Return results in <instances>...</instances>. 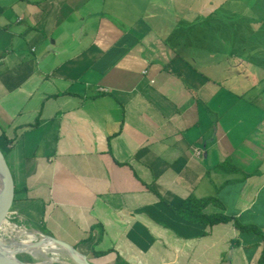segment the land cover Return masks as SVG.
Instances as JSON below:
<instances>
[{"label": "crops", "instance_id": "1", "mask_svg": "<svg viewBox=\"0 0 264 264\" xmlns=\"http://www.w3.org/2000/svg\"><path fill=\"white\" fill-rule=\"evenodd\" d=\"M239 2L0 0V151L29 225L100 264H257L261 239L176 213L213 198L264 234V6Z\"/></svg>", "mask_w": 264, "mask_h": 264}, {"label": "water", "instance_id": "2", "mask_svg": "<svg viewBox=\"0 0 264 264\" xmlns=\"http://www.w3.org/2000/svg\"><path fill=\"white\" fill-rule=\"evenodd\" d=\"M0 179H1V188H0V229H4L5 227L13 226L15 228H20L24 230V234L31 235L34 238H38V242H34V244L30 243H23V242H14L13 240H8V244L13 247L17 248L20 243H22L25 247V251L33 252L32 250L28 249V245L31 248L37 249L43 247V243L49 242L55 247L60 248L65 255L71 260L79 259L82 264H90L86 256L78 252L72 246L66 244L65 242L56 239L55 237L50 236L44 232H40L39 230L34 229L31 225H29L25 218L17 212L13 213L12 209L15 208V203L17 200V192L14 181L10 174V171L7 167V164L1 154L0 151ZM18 223V224H16ZM22 225V227H20ZM2 230H0L1 236ZM20 255L11 256L7 253L1 246H0V264H40L36 256L32 254H28L27 257L31 258V262L25 263L19 260ZM26 256V255H25Z\"/></svg>", "mask_w": 264, "mask_h": 264}, {"label": "rangeland", "instance_id": "3", "mask_svg": "<svg viewBox=\"0 0 264 264\" xmlns=\"http://www.w3.org/2000/svg\"><path fill=\"white\" fill-rule=\"evenodd\" d=\"M212 1H214V0H201V5H202V3L203 2H205V4H204V6L205 5H207V6H209L210 4L209 3H211ZM215 1H217V0H215ZM238 1H240L239 2V4H238V7L239 8H242V7H244V6H246V5H248L249 3V5H251L252 7H255V6H257L258 4H260V5H262L263 4V6H264V0H238ZM249 1V2H248ZM222 3V2H221ZM220 3V4H221ZM203 9L204 8H200V5H198V4H196L193 8H192V10H191V13L192 14H196V13H200L201 12V16H203ZM247 10V12L245 11V12H243V13H240V16L239 17H243V14L245 15L244 16V18L245 19H240V23L241 22H245L246 21V15L247 14H249V17H252V16H257V13L255 12V11H251V10H249V9H246ZM200 18V17H199ZM228 19H229V17H228ZM264 23V22H263ZM222 31V28H216L215 27V29H214V31ZM225 30V29H224ZM70 39V41H71V39L72 38H69ZM256 40H261V42H264V36L262 37H256L255 38ZM60 44L58 43V46H59ZM58 46H56L55 48H54V50H57L58 52H62L63 50H65L66 48H64V49H62V47H58ZM58 54H60V53H58ZM76 53H72V55H70V56H73V55H75ZM238 59H239V61H240V63H241V65H243L242 67H246V61H247V56H246V54H244V55H242V56H239L238 57ZM257 61V60H256ZM255 61V62H256ZM256 65H257V63H255ZM209 68H212L211 66H208L207 68H205V70H206V74H209V73H211V71H212V69H209ZM208 69V70H207ZM217 70H218V72L221 74V75H223V74H226L225 76H228L227 77V79L229 80V78L230 77H232L234 74H235V72H236V70L234 69V68H232L231 67V65H229V66H227V67H225L224 69H222L221 67L220 68H216ZM233 72V74H231ZM241 72V71H240ZM248 74H251V73H249V72H247ZM260 75H261V78H259L260 79V82H261V85L258 87V89H260V90H258L257 88H256V90H255V94H260L261 95V97H263V99H264V79L262 78V76H263V73L260 71ZM224 76V77H225ZM215 79H217V78H215ZM248 79V78H247ZM246 79V80H247ZM219 80V79H218ZM220 81V80H219ZM223 88H225V89H227L228 90V88H231V83H229V84H225V85H223ZM2 154V156H3V158H4V160L6 161V157H5V155L3 154V153H1ZM8 167V166H7ZM17 211H18V213L19 214H27L28 216H29V218H30V220L34 223H32L33 225H36V220L38 219V217H39V215H40V211H41V207L38 205V206H36V207H32L31 209L29 208V211H26V210H23L22 208H15ZM36 219V220H35ZM36 221V222H35ZM16 224H18V223H16ZM19 225V224H18ZM20 227H22V225H20ZM93 234H91L90 235V237H89V239H88V242L90 243V242H92L93 240H94V242H92L93 244L91 245V246H93L96 242H97V238H96V236H92ZM91 244V243H90ZM78 252H80L79 251V249H80V247L78 248V247H76L75 248ZM93 249H94V256H90L91 255V253L89 254V256L87 257V259H88V262L90 263V264H100L99 262H98V259H99V257H97L99 254H97V251H95V248L93 247ZM255 249V248H254ZM81 250V249H80ZM5 251L6 252H9V254L11 255V256H16V255H20L18 258H19V260L20 261H22V262H25V263H28V262H31V261H28V259H29V257H27L28 256V254L29 253H27L26 251H24V250H21V249H17V250H15L14 251V249H10V248H6L5 249ZM100 252V255L101 254H103L105 257H106V259H104V260H102V261H104V262H107V264H113V263H115V264H118V262H113L112 263V261H111V259L109 258V256H110V253L108 254V252L107 253H103V250H99ZM255 252H257V251H255ZM255 252H252V254H255ZM26 255V256H25ZM51 257H53L52 255H50ZM103 256V257H104ZM101 259V258H100Z\"/></svg>", "mask_w": 264, "mask_h": 264}, {"label": "trees", "instance_id": "4", "mask_svg": "<svg viewBox=\"0 0 264 264\" xmlns=\"http://www.w3.org/2000/svg\"><path fill=\"white\" fill-rule=\"evenodd\" d=\"M236 171V168H233L232 172ZM210 205L212 207H216L217 209L223 210L222 213L208 212L207 208ZM176 213L178 218L185 221L186 223L202 227V235H205L206 228L213 227L214 225L221 223L225 224L233 222L235 229H237L240 234H251L256 238L261 239L263 246L260 253V257L257 260V264H264L263 232L259 228H256L254 226L242 225L235 218L225 215L224 207L218 202L217 199L207 198L204 200H194L193 198H190L181 204ZM84 243L88 242L85 241ZM236 243H238V241ZM253 246H257V244H253ZM28 261H32L31 258H29Z\"/></svg>", "mask_w": 264, "mask_h": 264}, {"label": "bare ground", "instance_id": "5", "mask_svg": "<svg viewBox=\"0 0 264 264\" xmlns=\"http://www.w3.org/2000/svg\"><path fill=\"white\" fill-rule=\"evenodd\" d=\"M1 178V177H0ZM0 188H1V179H0ZM2 230L0 236V246L5 250L6 248L10 249H21L25 251V247L22 243L17 248H13L8 244V240H13L14 242H23V243H30L34 244V242H38V238H34L31 235L24 234V230L20 228H15L13 226L5 227ZM43 247L34 249L28 245V249L32 250L33 252L26 251L34 256H36L37 261L40 264H82L79 259H73L71 261L65 253L58 247L53 246L49 242H44ZM9 253V252H7ZM52 255L53 257H51Z\"/></svg>", "mask_w": 264, "mask_h": 264}, {"label": "clouds", "instance_id": "6", "mask_svg": "<svg viewBox=\"0 0 264 264\" xmlns=\"http://www.w3.org/2000/svg\"><path fill=\"white\" fill-rule=\"evenodd\" d=\"M81 253V252H80ZM82 254V253H81Z\"/></svg>", "mask_w": 264, "mask_h": 264}]
</instances>
